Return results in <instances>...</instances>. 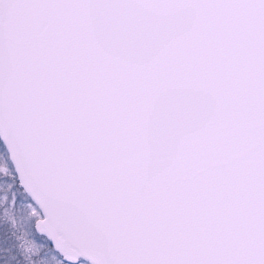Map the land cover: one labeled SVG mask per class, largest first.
Returning a JSON list of instances; mask_svg holds the SVG:
<instances>
[{
  "label": "snow or ice",
  "instance_id": "snow-or-ice-1",
  "mask_svg": "<svg viewBox=\"0 0 264 264\" xmlns=\"http://www.w3.org/2000/svg\"><path fill=\"white\" fill-rule=\"evenodd\" d=\"M0 264H264V0H0Z\"/></svg>",
  "mask_w": 264,
  "mask_h": 264
}]
</instances>
